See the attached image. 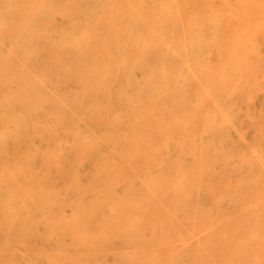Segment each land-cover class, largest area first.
<instances>
[{"label": "rangeland", "instance_id": "obj_1", "mask_svg": "<svg viewBox=\"0 0 264 264\" xmlns=\"http://www.w3.org/2000/svg\"><path fill=\"white\" fill-rule=\"evenodd\" d=\"M114 1L0 0V264H264V7Z\"/></svg>", "mask_w": 264, "mask_h": 264}, {"label": "bare ground", "instance_id": "obj_2", "mask_svg": "<svg viewBox=\"0 0 264 264\" xmlns=\"http://www.w3.org/2000/svg\"><path fill=\"white\" fill-rule=\"evenodd\" d=\"M132 1H134V0H116L112 3H108L109 7H108V12H107L106 16L108 17L109 15H113L115 13H118L119 8H122L123 6L128 5L129 3H132ZM143 1H146V0H143ZM158 1L161 5L174 2V0H158ZM189 2H192L194 4L204 5L207 8V10H213L217 6L237 5L238 9L231 12V14H233L232 18L242 19V20H246V21L251 20L254 12H257L256 7H264V0H189ZM169 13H170V10L168 11L167 14L169 15ZM257 13H259V11ZM260 13L263 15L264 9H261ZM182 15H186V10H182ZM170 16H171V14H170ZM252 27H253L252 24H248L245 27V30L248 31ZM0 64H1V62H0ZM0 116H2V115H0ZM177 118L176 119L174 118V120L177 121Z\"/></svg>", "mask_w": 264, "mask_h": 264}]
</instances>
